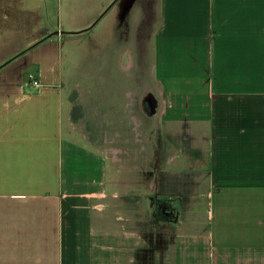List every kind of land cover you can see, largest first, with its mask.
I'll return each mask as SVG.
<instances>
[{
	"label": "crops",
	"instance_id": "1",
	"mask_svg": "<svg viewBox=\"0 0 264 264\" xmlns=\"http://www.w3.org/2000/svg\"><path fill=\"white\" fill-rule=\"evenodd\" d=\"M116 1L0 0V264H264V0L138 1L156 116L75 121L65 48Z\"/></svg>",
	"mask_w": 264,
	"mask_h": 264
},
{
	"label": "rangeland",
	"instance_id": "2",
	"mask_svg": "<svg viewBox=\"0 0 264 264\" xmlns=\"http://www.w3.org/2000/svg\"><path fill=\"white\" fill-rule=\"evenodd\" d=\"M132 1L134 5L130 6ZM138 1L140 0H117L115 4L113 2L111 12L109 10L106 16L116 12L114 17L116 24L119 11L129 5L125 22L119 21L115 38L112 41L107 33L113 21L111 18L106 27H103V20L93 29H90V26L87 27L82 33L75 35V41L70 42L65 48L73 62L70 68L71 74L67 80L68 85L65 86L66 92L71 94L73 101V120L77 121L76 119L82 115L84 110L92 112L100 106H102V111L107 108L125 110L127 109L126 103L129 102L127 94L131 92L134 94V109L138 115H141L139 113L141 111L142 114L156 116L157 100L161 99V55L150 52L144 55L143 61H138L136 53L131 50L125 51L126 44L123 43L126 36L129 39L131 33L135 34L137 25H139ZM123 13L124 11L121 15ZM83 98H86L85 103L82 102ZM148 99L155 101L152 114H149V110L143 106L144 101ZM154 130L153 137L157 140V137H161V121ZM150 148L151 152L161 153L156 142L155 144L150 143ZM152 177L157 179L151 174ZM157 191L150 189L151 207L160 208L163 205L170 207L167 199L155 195Z\"/></svg>",
	"mask_w": 264,
	"mask_h": 264
},
{
	"label": "water",
	"instance_id": "3",
	"mask_svg": "<svg viewBox=\"0 0 264 264\" xmlns=\"http://www.w3.org/2000/svg\"><path fill=\"white\" fill-rule=\"evenodd\" d=\"M154 102V99H148L143 103L144 108L149 110V114H152L154 112Z\"/></svg>",
	"mask_w": 264,
	"mask_h": 264
},
{
	"label": "built area",
	"instance_id": "4",
	"mask_svg": "<svg viewBox=\"0 0 264 264\" xmlns=\"http://www.w3.org/2000/svg\"><path fill=\"white\" fill-rule=\"evenodd\" d=\"M32 85L35 86V87H37V86H39V83L36 80H33L32 81Z\"/></svg>",
	"mask_w": 264,
	"mask_h": 264
},
{
	"label": "flooded vegetation",
	"instance_id": "5",
	"mask_svg": "<svg viewBox=\"0 0 264 264\" xmlns=\"http://www.w3.org/2000/svg\"><path fill=\"white\" fill-rule=\"evenodd\" d=\"M144 99H145V98H144ZM144 99H143V100H144ZM143 100H142V102H143Z\"/></svg>",
	"mask_w": 264,
	"mask_h": 264
}]
</instances>
